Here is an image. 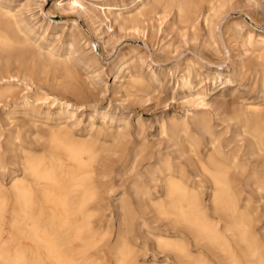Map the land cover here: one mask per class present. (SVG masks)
<instances>
[{"label":"bare ground","instance_id":"obj_1","mask_svg":"<svg viewBox=\"0 0 264 264\" xmlns=\"http://www.w3.org/2000/svg\"><path fill=\"white\" fill-rule=\"evenodd\" d=\"M210 1L135 0L128 9L129 16L135 17L132 24L158 8L175 9L180 19L188 20L195 19L199 7ZM109 2L68 0L67 6L85 15L91 11L90 3L98 7L109 6ZM20 13L13 5L0 7V103L14 95L15 82L20 81L18 75L11 74V56L14 51L23 53L31 46V36H35L23 24ZM41 14L45 21L49 19L48 14ZM102 14L109 19L105 10ZM112 28L108 26L107 32ZM106 43L98 34L95 42L86 41L85 45H99L104 50ZM244 44L253 49L264 48V31L245 27ZM48 58L56 59L53 53ZM21 67L26 77L28 69ZM133 68L125 57L117 65L129 83L145 86L146 80L132 74ZM228 69L226 74L217 73L215 84L218 79L226 87L235 83V69ZM192 79L199 81L195 87ZM208 82L211 79L201 74L188 73L182 78L183 89L192 92L196 88L195 94L188 97L201 107L208 106ZM39 103L50 111L54 109L59 123L47 135L41 128H34L35 144L43 150L40 153L24 147L18 138H11L10 152L12 159L20 160L17 165L21 176L12 171L9 187L0 182V264H264V169L258 164L250 170L247 165L253 157L264 156V109L253 105L233 118L241 136H246L247 146L229 150L231 142L225 140L224 145L223 134L216 135L211 119L192 118L202 136H209L204 147L201 135L187 120H170L175 146L195 159L196 176L174 164L171 157L160 155L146 172L147 181L133 184L116 201L115 225H99L96 219L102 206L95 208L102 201L98 179L103 175L99 171H103L102 158L112 153L108 138L113 135L96 132L92 126L87 138L75 136L69 121L76 118L79 109L74 110L65 100L51 101L38 92L24 97L21 108L31 111ZM48 113L51 118L52 113ZM167 131L161 127V132ZM7 168L0 157V172ZM196 177L199 182L194 180ZM242 187L251 188L252 192L246 193ZM150 215L173 233L151 226L147 222ZM142 237L154 242L156 250L165 255L163 261L154 256L149 262L147 245L140 247Z\"/></svg>","mask_w":264,"mask_h":264},{"label":"rangeland","instance_id":"obj_2","mask_svg":"<svg viewBox=\"0 0 264 264\" xmlns=\"http://www.w3.org/2000/svg\"><path fill=\"white\" fill-rule=\"evenodd\" d=\"M67 1L0 0V7L13 5L21 10L20 19L35 34L30 38V47L23 53L14 51L11 56V74L18 75L20 81L15 82L14 95L0 103V157L9 167L0 172V182L6 187L10 186L12 171L21 176L17 165L20 160L12 159L10 152L11 138H18L24 147L40 153L42 146H37L33 138L35 127L47 135L59 123L56 111L43 103L31 111L21 108L24 97L34 96L35 92L51 101L65 100L74 110L79 109L76 118L69 121L75 136L87 138L92 126L96 132L113 135L108 138L112 153L102 158L105 167L99 171L103 175L98 179L102 201L95 206H102L96 219L99 225H115L116 201L133 184L147 181L146 172L160 155L171 157L174 164L196 176L195 159L175 146L170 120H187L201 135L203 147L209 136H202L192 118L211 119L216 135L223 134L224 145L225 140L231 142L227 150L247 144L246 136H241L232 120L253 105L264 109V48L244 44L245 27L264 31V0H212L199 7L195 19L188 20L180 19L175 9L158 8L136 24L131 23L135 17L129 16L135 0H111L109 6L98 7L90 3L91 11L85 15L69 8ZM42 12L48 14L47 21ZM108 26L113 27L110 33ZM98 34L107 42L105 49L99 45L86 47L85 42H95ZM50 53L56 59L49 60ZM123 57L133 63L132 74L144 77L145 86L129 83L118 71ZM21 65L28 69L23 70L28 72L26 77ZM219 65L224 68L219 70ZM225 66L235 69V83L227 87L221 85L220 79L216 84L213 81L217 73L228 72ZM188 73L211 79L206 86L208 106L201 107L188 97L195 94L196 88L192 92L183 89L182 78ZM191 81L194 87L199 82ZM162 126L168 129L166 133L161 132ZM250 162V170L258 164L264 169V156H255ZM194 180L200 181L197 177ZM244 190L252 192L251 188ZM150 216L147 222L151 226L173 233L165 223H157ZM145 245L149 262L154 256L164 260L165 255L156 250L154 242L142 237L140 247L144 249Z\"/></svg>","mask_w":264,"mask_h":264}]
</instances>
